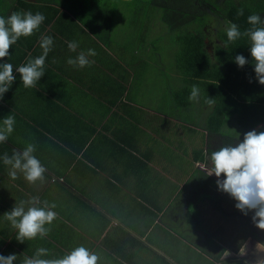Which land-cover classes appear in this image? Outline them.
<instances>
[{
  "label": "crops",
  "instance_id": "1",
  "mask_svg": "<svg viewBox=\"0 0 264 264\" xmlns=\"http://www.w3.org/2000/svg\"><path fill=\"white\" fill-rule=\"evenodd\" d=\"M5 5L9 9L15 6L12 2ZM57 23V19L44 20L31 36H22L11 46L10 56L0 60V64L13 65L16 77L0 99V125L9 115L15 118L12 136L18 137V141L8 147L12 152L9 154L23 152L28 144H34L33 155L49 175L43 181L30 184L22 173H17L12 181L8 174L10 166L3 163L7 175L5 183H0L3 189H0V255L15 253L17 259L13 264H22L24 257H31L30 248H46L51 258L61 250L69 253L76 247L69 240L74 230L79 239H83L79 244L90 251L99 250L104 258L105 249L114 238L130 233L143 240L149 235L151 247L143 244V251L148 257H157L167 264H171V260L175 263L176 257H182L185 264H227L221 261L225 249L231 253L227 259L232 263L244 258L240 252L244 247L248 254L253 249L264 252V244L258 241L255 230L238 251L232 249L238 228L246 221L224 222L223 218L233 213L249 219L252 211L247 215L236 213V201L216 184L217 179H224L223 175L217 178L215 174L208 176L205 171L212 168L211 152L223 145L220 140L223 136L210 131L208 125L199 126L195 120L180 118L179 113L166 110L160 97L150 103L144 94L139 93L142 101L130 97L123 85H120L123 90L108 92L101 84L95 87L93 75L106 71L95 58L89 56L94 62L83 68L69 65L67 60L95 44L100 47L101 42L86 28L79 31V40L74 38V28L72 38L71 33L64 35ZM44 35L54 41L45 59V74L35 87L25 88L16 69L29 58L42 54L39 41ZM66 39L78 43L76 52L69 51L67 42L63 43ZM208 39H214L213 35ZM16 50L20 52V59L18 55H11L16 54ZM98 54L95 55L98 58H108L102 51ZM181 82L183 78L180 85ZM93 89L102 92L105 98L92 94ZM9 185L16 189L10 190L6 187ZM58 190L65 197L73 193L87 199L85 204L73 201L70 208L73 223L69 219L67 227L59 224L61 230L49 226L50 232L44 238L37 236L18 242L16 230L11 228L4 213L30 197L43 200L42 206L44 201H53L52 196ZM203 226L208 228L207 234ZM109 233L117 235L111 240ZM105 236L110 241H104ZM198 248V253L205 257L198 255L195 251Z\"/></svg>",
  "mask_w": 264,
  "mask_h": 264
},
{
  "label": "trees",
  "instance_id": "2",
  "mask_svg": "<svg viewBox=\"0 0 264 264\" xmlns=\"http://www.w3.org/2000/svg\"><path fill=\"white\" fill-rule=\"evenodd\" d=\"M11 1L12 3L15 2L16 5L9 9L5 3ZM104 1L108 5L110 4V0ZM121 1L135 13L133 14L134 19H127L128 15L122 18V13L118 16V21L121 20L126 23H118L114 20L118 14L117 7L110 8L111 14L106 21L102 22V16L99 18L94 15L89 16L85 13L88 10H84L81 4H76L75 0H0V16L7 19L14 11H31L33 14L39 11L47 17L45 20L48 22L52 19H57V21L59 18L68 19L69 15H74V18L79 19L85 25V28L91 32L92 37L104 45L101 48L95 44L89 49H94L96 54L102 51L109 60H112H108V67H106L112 75L113 73L119 75V67L123 65L132 70L133 79L144 72V68L147 69V73H151L152 64L146 59L150 58L152 49L157 48L163 54H168L172 50L175 52L181 77L182 75L187 76L189 83L201 87L203 104H208L213 110L209 117L208 129L223 136L222 146L237 144L243 140L244 133L255 130L257 127L264 131V85L259 84L256 79L249 51L250 41L247 36L243 35L247 29L252 27L247 21L249 15L259 14L264 20V0ZM88 5L90 11L94 13V10L97 9L104 10L100 0H89ZM145 8L146 14L144 15ZM240 8L244 10L242 16L237 15ZM85 14L88 16H85ZM229 22L237 24L242 33L241 37L232 42L228 41L226 34ZM114 26L117 27L114 28ZM207 26L215 27L214 32L209 31L206 28ZM121 30H125L129 34H119L117 36L116 34ZM212 35L216 38L217 43L212 45L211 52H208L204 40L212 37ZM26 47L28 46L26 45ZM20 51L22 53L24 49L22 48ZM121 51L123 54H121ZM127 51L130 52V55L126 53ZM237 54H242L248 60V63L243 67H238L234 62V57ZM11 55H18L20 59V52L17 50L16 54ZM102 74L101 82L113 81L112 76L108 73L102 72ZM128 77L123 71L121 81L127 80ZM101 85L105 91H109V83H102ZM120 88L121 86L112 90ZM121 90L123 89L121 88ZM208 100H212V103H208ZM232 125L234 126L233 131L227 128ZM9 152H11V149H0V159H2L4 153L11 156ZM45 176L49 175L45 172ZM52 180L58 182V180ZM52 199L56 201V207L52 210L58 215L51 225L46 224L45 226H52L53 229L59 228L60 230V225L68 226L67 223L73 215L70 210L74 205L73 201L82 202L83 204L87 202L85 197L78 194L72 193V196L65 197L59 190L54 193ZM53 201L48 203L52 204ZM236 213L239 212L236 211ZM251 213L253 216L254 213ZM230 215L229 218H223V221H246L242 228H238L237 236L233 235L236 236V239L231 245L235 252L240 249L253 230L258 233V241L264 244V230L256 226L252 216L246 219L243 215L233 213ZM70 221L73 223L72 219ZM110 225H112L111 222ZM117 225L115 224V226ZM74 234L75 230L69 240L74 242L76 247L83 245L79 244L83 239L80 240L79 235ZM109 234L111 240L112 236L117 235V233ZM123 236H128L135 242L127 244L117 241L121 237L114 238L108 249H105L107 251L104 252L108 264H139L143 256L147 254L146 251L140 254L141 250H145L143 243L135 234L130 233V235ZM110 239L105 236L104 241L107 242ZM102 249L104 251V248ZM35 251L31 248L28 250V252H31V257ZM91 252L94 253L95 251ZM65 254L67 253L61 250L52 254V258L49 254L42 258H60ZM96 254L101 256L98 251ZM137 256L140 258H135ZM171 262L173 264L172 260ZM260 264H264V262Z\"/></svg>",
  "mask_w": 264,
  "mask_h": 264
},
{
  "label": "clouds",
  "instance_id": "3",
  "mask_svg": "<svg viewBox=\"0 0 264 264\" xmlns=\"http://www.w3.org/2000/svg\"><path fill=\"white\" fill-rule=\"evenodd\" d=\"M244 14L243 8L238 9L237 15ZM45 20L43 13L37 11L12 12L7 19L0 16V60L9 55V49L20 37L31 36L38 30ZM248 23L252 26L243 35L250 41V55L254 65V72L259 84L264 85V20L259 14H251L247 17ZM227 39L229 42L237 40L242 33L235 23L229 22L226 28ZM53 38L44 35L40 38L39 46L43 50L42 54L36 58H29L26 64L19 66L16 72L25 88L35 87L37 81L44 76L45 59L52 50ZM69 51L76 52L79 47L76 41H68ZM94 49L80 51L75 58L69 57L67 63L74 67L83 68L89 66L94 61L88 59L95 56ZM234 62L238 67H243L248 60L242 55L237 54ZM16 77L13 74L11 63L0 64V99L12 86ZM199 89L193 85L189 100H197ZM212 103V100H208ZM15 124L14 116H7L0 125V142H5L13 132ZM35 145L28 144L20 151H14L11 156L3 154V163L9 165V176L17 178V173H22L23 177L30 184L36 181H43L45 167L33 153ZM210 160L212 168L207 169V175L215 174L217 178L223 174L224 179H217L218 189L228 193L235 201V207L247 215L252 211V220L259 229L264 230V131L257 132L251 130L244 133L243 140L235 145L222 146L211 152ZM41 202L38 197H30L27 201H21L19 205L14 204L10 211L4 213L5 218L10 222L11 228L16 230V240L24 242L32 240L37 236L44 238L50 232L51 225L57 218L54 203L47 201ZM144 245L151 247L142 237L138 236ZM231 253L225 249L221 261L227 260ZM48 249L37 248L32 257H24L22 264H97L99 257L83 245L77 246L69 253L60 258L45 259ZM164 255V254H163ZM17 259L15 253L8 256L0 255V264H13Z\"/></svg>",
  "mask_w": 264,
  "mask_h": 264
},
{
  "label": "rangeland",
  "instance_id": "4",
  "mask_svg": "<svg viewBox=\"0 0 264 264\" xmlns=\"http://www.w3.org/2000/svg\"><path fill=\"white\" fill-rule=\"evenodd\" d=\"M75 1H76V4H81L83 6L84 10H88L85 13L89 14V16L94 15V16H97V18L102 16V19H101L102 22L107 20V17L111 14L110 8H113V6L117 7L118 14L114 18V20H116L118 23H126L125 21H121V20L118 21L117 18H118V16H120L121 13H122V15H121L122 18H124V16L128 15L127 19H134L133 14H135V13L132 12V9H128L126 4L122 3L121 0H114L113 2L110 0L109 5L104 0H100L102 2V6L104 7V10L103 9L102 10L97 9V10H94L95 13L91 12L89 9V5H88L89 0H75ZM13 4L16 5L15 2H13ZM96 12H98V13H96ZM86 14H85V16H88ZM145 14H146V8L144 9V15ZM73 17H74V15H69L67 17L68 19L59 18V20L57 21L58 22L57 25H58L59 30L64 35H68L69 33H71L72 29L74 28L75 29L74 38L76 40H79V38H80L79 31L82 30L83 28H85V25L81 24L79 21H77L75 19H72ZM131 21H133V20H131ZM117 26H114V28ZM206 28L211 32H214V30H215V27L211 28L210 26H207ZM119 34H122V35L126 34L127 35L129 33H127V31H125V30H121L116 35L119 36ZM72 37H73V34L71 33V38ZM204 41L206 44L207 51H210V52L212 49V45L217 43L216 38H214L212 40L211 39H205ZM65 42H67V39L63 40V43H65ZM109 42L113 43L112 41H109ZM103 46L104 45L101 43L100 47L102 48ZM62 49L63 50L65 49L64 46H62ZM175 51H178V50H175ZM126 53L128 55H130L129 51H127ZM121 54H123L122 51H121ZM150 55H151L150 58L146 59V61H148L152 64V72L147 73V69L144 68V72H141L140 74H138L134 79H133L134 75H133L132 70L127 68V66L123 65L122 67H119V71H120L119 75H118V73H113V75H112L111 72H108L106 69V67H108V62L112 61L111 59L109 60V58H98L96 56H92L93 58H95L94 60L98 64H100L101 67H104L106 69L105 72H107L109 75H111L112 79H113V81H110V82H101L100 79L102 78L103 74L101 72H98V73L93 75V80H94V84H95L94 86L98 87L99 84L109 83L108 90L110 91L116 87H119L120 85H123L124 91H128V95L130 97L141 100L140 94H144L147 96V100L150 103H152L154 101V99L158 100L160 97V99H162V104L164 105L166 110L171 111L172 113L177 112V113H179L180 118H185L188 120H195V121H197L196 124H198L199 126L206 127L209 123V117H210V114L212 113L213 110L208 106V104H206V105L203 104L200 90H199L197 100H192V101L189 100V96H190L191 91H192V86H190V83L188 82L187 76L182 75V77H181V71H180L179 65L177 63V58L175 57V52H173L171 50L168 54H165V53L163 54L157 48H153L152 51L150 52ZM119 63H122V62H119ZM123 71L125 72V75L129 76L127 78L128 84L126 83L127 80L121 81ZM181 78H183V83L181 82V85H180ZM196 87L198 88V85H196ZM92 94H98L101 98H105V95L102 92L96 91L94 89L92 90ZM186 102L188 103L187 105L183 104ZM157 105H160V103H157ZM113 108H115V107H113ZM109 109H111V108H109ZM188 113H190V114H188ZM132 114H134V113L132 112ZM190 116H193L194 118L191 119V118H189ZM14 127L16 128L15 125H14ZM227 128L231 131L234 130L233 125L228 126ZM255 130L257 132H259V131H261V128L257 127ZM13 134H14V132H12L8 136V138L5 142H0V149H9L8 148L9 146L13 145L14 143H16L18 141V137H13L12 136ZM220 140H221V142L223 141L222 139H220ZM215 143H217L216 139H215ZM222 143L220 144V146L222 145ZM107 149H110V148H107ZM18 174H19V172H18ZM6 175L7 174H6V170L4 168L3 161L0 160V183L1 184L5 183ZM12 181H13V179H12ZM26 182L29 183L28 181H26ZM6 187H8L12 191H14L16 189V186H14V185H9ZM17 188L20 189V186H18ZM0 189L3 191L2 187H0ZM1 190H0V194H1ZM55 202L56 201H53L54 204H55ZM237 212L240 213L241 211L237 210ZM85 217H86V226H87L88 220H89V215H88L87 210L85 211ZM92 219H93V216H92ZM97 219L98 218H96V220ZM158 229H159V227L153 228V230H158ZM166 229H169V228L166 227ZM203 229H204L203 231L207 234L208 228L206 226H203ZM109 236H110V234H109ZM118 236L121 238H119L117 241H120L122 243L128 244V243H134L135 242L128 236H123V235H118ZM151 239H154V238L151 236ZM163 240H164L165 244L168 243V240L165 239V235H164ZM97 241H98V239L95 242H97ZM145 241L149 244L151 243L149 235L146 237ZM197 246L201 247V245H199V243L197 244ZM97 251H99V250H96L94 253H96ZM195 251L198 253L199 248L195 249ZM143 252L144 251H142V250L140 251L141 254ZM240 252L244 257V258H242V260L239 259L238 261H233V263H232V261H230L231 259H227V260H225V261H227V264H259V262H261V263L264 262V252L258 253L257 251H254V249H253V251H251V253L248 254L245 252V247ZM99 253L101 254V256H98L99 260H98L97 264H108V259H105L102 256L101 252H99ZM198 255H203L205 257V255L202 253H198ZM156 258H153L150 255L148 257L146 254L145 256H143V258H142L143 260L141 259V262L139 264H167V263L161 262L159 259H156ZM174 262L176 264H185L182 257L181 258L176 257ZM175 263H173V264H175Z\"/></svg>",
  "mask_w": 264,
  "mask_h": 264
}]
</instances>
